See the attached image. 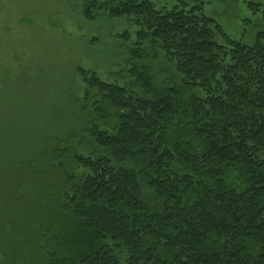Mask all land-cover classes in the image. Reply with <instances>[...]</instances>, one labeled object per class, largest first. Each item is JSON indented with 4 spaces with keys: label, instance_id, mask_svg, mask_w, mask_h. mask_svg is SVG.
I'll return each mask as SVG.
<instances>
[{
    "label": "trees",
    "instance_id": "trees-1",
    "mask_svg": "<svg viewBox=\"0 0 264 264\" xmlns=\"http://www.w3.org/2000/svg\"><path fill=\"white\" fill-rule=\"evenodd\" d=\"M73 1L129 28L106 77L77 64L50 114L0 120V264H264V29L235 39L204 0Z\"/></svg>",
    "mask_w": 264,
    "mask_h": 264
},
{
    "label": "rangeland",
    "instance_id": "rangeland-1",
    "mask_svg": "<svg viewBox=\"0 0 264 264\" xmlns=\"http://www.w3.org/2000/svg\"><path fill=\"white\" fill-rule=\"evenodd\" d=\"M204 1L205 12L235 39L251 43L264 29V17L247 11L242 0ZM74 5L73 0H0L1 121L13 115L25 124L30 115L50 114L51 105L58 108L56 92L67 87L77 64L106 77L116 54L114 36L129 26L121 20L89 22Z\"/></svg>",
    "mask_w": 264,
    "mask_h": 264
}]
</instances>
